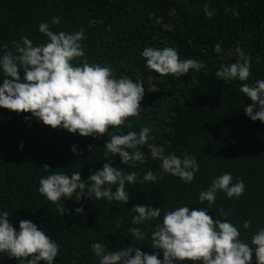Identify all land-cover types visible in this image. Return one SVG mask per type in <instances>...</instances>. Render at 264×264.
<instances>
[{
    "label": "trees",
    "instance_id": "obj_1",
    "mask_svg": "<svg viewBox=\"0 0 264 264\" xmlns=\"http://www.w3.org/2000/svg\"><path fill=\"white\" fill-rule=\"evenodd\" d=\"M206 5L215 10L211 18L204 12ZM54 16L60 18L59 25L52 23ZM45 21L55 32L84 29L81 43L85 56L74 64H106L117 78L125 75L134 82L143 81L140 117L130 121L134 131L145 126L151 129L148 144L140 149L147 160L129 166L120 163L118 155L109 154L108 158L113 167L137 171L141 179L152 170L158 180L126 183L129 200L125 205L94 196L80 201L75 196L62 199L68 209L62 214L39 193L40 178L52 172L71 175L79 171L87 180L90 170H99L107 162L104 145L110 135L83 137L52 129L35 118L26 122L24 116L30 114L0 108V212H9V221L17 231L20 219L40 226L60 245L54 264H99L91 250L94 242L109 250L131 246L148 253L158 251L163 260L162 250L150 247L151 231L161 220L134 225L136 213L130 208L136 203L161 208V219L164 211L178 206L207 208V201L198 202L199 192L228 172L233 183L238 177L244 180L245 192L239 198H228L219 191L209 215L223 219L217 210L231 209L227 218L240 226L241 239L250 243L258 227H264V122L252 121L244 114L243 108L252 101L239 91L243 82L224 83L215 73L221 64L236 62L239 46L252 57V75L247 82L264 79V0H0V55L5 50L15 52L13 41L21 36L37 45L45 42L47 37L38 31ZM217 42L223 49L220 53L214 51ZM165 46L176 48L182 60L204 61L205 67L184 76H160L146 67L141 53L145 47ZM20 75L23 78L22 69ZM2 80L0 74V83ZM119 131L109 129L110 134ZM73 145L83 150L79 156L71 151ZM149 145L164 146L166 153L181 158L191 153L200 171L191 183L162 173L161 162L151 158ZM45 164L50 169L45 170ZM81 206L84 213L75 212ZM244 220H251L250 229L243 228ZM130 227H140L149 235L136 240L128 232ZM0 264L25 262L0 253ZM252 264H256L254 252Z\"/></svg>",
    "mask_w": 264,
    "mask_h": 264
},
{
    "label": "clouds",
    "instance_id": "obj_2",
    "mask_svg": "<svg viewBox=\"0 0 264 264\" xmlns=\"http://www.w3.org/2000/svg\"><path fill=\"white\" fill-rule=\"evenodd\" d=\"M229 11V9H226ZM204 12L208 18L215 15L206 5ZM238 15V12H234ZM52 23L59 25L60 18L52 17ZM38 31L47 40L34 44L27 36L13 41V48L0 55V108L25 115L26 122L35 118L52 129H64L80 136L95 139L110 135L105 141V162L101 169L91 171L87 180L82 179L79 171L71 173L52 172L39 180L38 191L48 201L55 204L62 214L68 212L61 200L75 196L80 201L85 196L108 202L117 201L126 204L129 200L127 184L157 182L158 176L148 170L142 179L137 171L125 172L113 167L112 157L119 156L120 163L129 166L144 164L147 160L141 147L148 144L151 129L147 126L134 131L131 117H140L141 101L145 89L143 81L125 75L117 78L110 65L83 61H73L85 56L81 41L85 38L84 29L75 32L51 30L47 21L41 22ZM216 53L223 51L217 42ZM236 62L221 64L215 76L224 83L239 80V91L250 98L251 104L243 108L244 114L252 121L264 122V79L248 83L252 72V57L237 46ZM141 56L146 60V67L160 76H184L190 70L199 72L205 67L204 61L186 58L180 59L176 48L145 47ZM23 70L21 78L20 70ZM128 128L125 133L124 127ZM120 129L111 133L109 129ZM92 150V145H87ZM23 149V142L20 144ZM153 160L161 162L162 173H168L180 180L191 183L200 171L196 158L186 153L181 158L175 153H166L164 146L149 145ZM71 151L78 156L80 151L73 145ZM45 170L50 166L43 165ZM115 186V190H113ZM87 189V191H85ZM223 191L228 198H239L245 192V183L237 178L233 183L231 173L225 172L215 177L211 185L198 194V202L207 201L208 207L199 209L188 205L178 206L164 211L149 204L136 203L130 211L136 213L132 224L161 220L151 231V245L160 253L141 251L140 247H121L109 250L105 244L94 242L91 250L99 264H185L187 261L201 264H252L253 252L256 264H264V227H258L252 234L250 243L241 239L240 226L227 217L231 209L217 211L221 218L209 215V209L215 204L217 193ZM84 213L83 206L75 209ZM9 212H0V253H6L10 259L23 261L25 264H54L59 255L60 245L51 239L45 231L32 220L20 219L19 230L9 221ZM244 229H250L251 220H244ZM119 227V222L116 224ZM128 232L136 240H144L149 235L140 227H130ZM134 253V255H132Z\"/></svg>",
    "mask_w": 264,
    "mask_h": 264
}]
</instances>
